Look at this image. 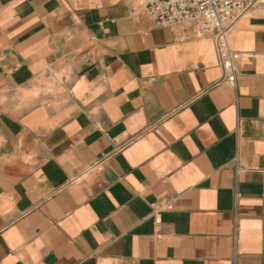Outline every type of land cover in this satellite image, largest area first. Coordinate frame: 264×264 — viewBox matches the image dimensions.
<instances>
[{
    "label": "crops",
    "instance_id": "crops-1",
    "mask_svg": "<svg viewBox=\"0 0 264 264\" xmlns=\"http://www.w3.org/2000/svg\"><path fill=\"white\" fill-rule=\"evenodd\" d=\"M131 9L0 0V264H264L263 10L233 86L211 33Z\"/></svg>",
    "mask_w": 264,
    "mask_h": 264
},
{
    "label": "built area",
    "instance_id": "built-area-1",
    "mask_svg": "<svg viewBox=\"0 0 264 264\" xmlns=\"http://www.w3.org/2000/svg\"><path fill=\"white\" fill-rule=\"evenodd\" d=\"M130 0L132 13L146 16L155 27L195 24L198 34L213 35L224 80L235 86L240 54L229 45V33L263 0ZM252 57L254 54L251 55Z\"/></svg>",
    "mask_w": 264,
    "mask_h": 264
},
{
    "label": "rangeland",
    "instance_id": "rangeland-1",
    "mask_svg": "<svg viewBox=\"0 0 264 264\" xmlns=\"http://www.w3.org/2000/svg\"><path fill=\"white\" fill-rule=\"evenodd\" d=\"M138 3H140L141 1L140 0H137ZM257 11L259 10H263L264 12V1L261 2L258 7L255 9ZM254 10V11H255ZM253 13V12H252ZM251 13V14H252ZM59 76V75H58ZM55 90V80L54 79H49L48 81H46L45 83V88H37L35 91L33 92H28V91H24V96L21 98V100L24 102V103H27L31 98H33L34 96H37L38 94H40L41 92H45V91H54ZM22 92V91H21ZM3 101L6 100V98H3L2 99Z\"/></svg>",
    "mask_w": 264,
    "mask_h": 264
},
{
    "label": "bare ground",
    "instance_id": "bare-ground-1",
    "mask_svg": "<svg viewBox=\"0 0 264 264\" xmlns=\"http://www.w3.org/2000/svg\"><path fill=\"white\" fill-rule=\"evenodd\" d=\"M264 1V0H263Z\"/></svg>",
    "mask_w": 264,
    "mask_h": 264
}]
</instances>
